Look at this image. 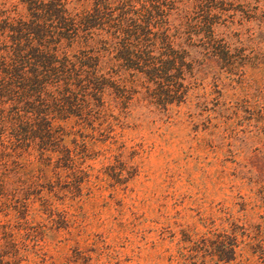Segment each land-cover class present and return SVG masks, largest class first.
I'll use <instances>...</instances> for the list:
<instances>
[{"label": "rangeland", "instance_id": "obj_1", "mask_svg": "<svg viewBox=\"0 0 264 264\" xmlns=\"http://www.w3.org/2000/svg\"><path fill=\"white\" fill-rule=\"evenodd\" d=\"M33 1L0 0V14L30 17ZM247 2L258 1L222 0V15L211 17L244 73L205 68L184 73L180 86L178 73L170 84H149L187 93L166 105L151 101L159 92L146 94L139 81L108 124L76 133L75 173L8 189L10 208L0 206V218L19 217L17 244L8 248L19 250L16 263L199 264L228 217L263 222L252 206L264 197V137L254 134L262 123L248 108L264 106V21L259 9L242 11ZM169 23L170 33L181 30L178 13ZM223 88L228 95L240 91L248 110L219 112Z\"/></svg>", "mask_w": 264, "mask_h": 264}, {"label": "trees", "instance_id": "obj_2", "mask_svg": "<svg viewBox=\"0 0 264 264\" xmlns=\"http://www.w3.org/2000/svg\"><path fill=\"white\" fill-rule=\"evenodd\" d=\"M221 1L34 0L30 17L0 14V206L10 208L8 189L75 173L81 165L76 133L108 124L139 81L147 84L146 94L159 92L151 101L166 105L168 98L187 93L149 84H170L178 73L174 83L180 86L184 73L205 68L244 73L232 42L211 20L216 11L222 15ZM257 1L242 11L259 9L263 23L264 0ZM175 12L182 23L172 34L169 19ZM225 90L219 91V112L238 116L249 109L262 123L254 134L264 137V106L247 109L240 91L229 97ZM70 119L75 127L66 128ZM259 200L252 209L260 208L255 214L263 222L228 217L223 236L214 247H203L199 264H264V197ZM13 217L19 218H0V264H19V250H8L20 234Z\"/></svg>", "mask_w": 264, "mask_h": 264}]
</instances>
